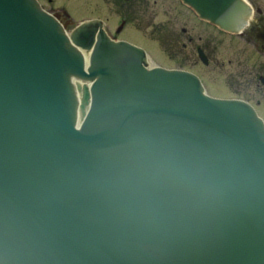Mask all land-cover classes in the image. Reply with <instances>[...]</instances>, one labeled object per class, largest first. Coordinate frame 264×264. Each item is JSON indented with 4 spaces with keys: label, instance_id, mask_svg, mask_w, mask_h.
Segmentation results:
<instances>
[{
    "label": "water",
    "instance_id": "1",
    "mask_svg": "<svg viewBox=\"0 0 264 264\" xmlns=\"http://www.w3.org/2000/svg\"><path fill=\"white\" fill-rule=\"evenodd\" d=\"M183 2L233 32L250 14ZM67 26L0 0V264H264L253 109Z\"/></svg>",
    "mask_w": 264,
    "mask_h": 264
},
{
    "label": "flooded vegetation",
    "instance_id": "2",
    "mask_svg": "<svg viewBox=\"0 0 264 264\" xmlns=\"http://www.w3.org/2000/svg\"><path fill=\"white\" fill-rule=\"evenodd\" d=\"M132 2L133 0H115L113 3L118 6L119 11L125 12L124 5L128 6ZM144 3L148 4V1ZM250 3L256 13L241 34H229L203 22L205 27L219 34L206 37L197 35V29L204 24L198 25L194 21L196 25L189 29V33L185 28L182 29L186 42L181 45L182 49L189 48L193 54L192 67L208 85L206 87H217L215 92L208 89L213 96L242 99L252 104L264 121V39L257 37L261 31L264 36V5L258 0H250ZM136 8L135 4L131 5L133 11ZM48 10L55 12L56 8L50 6ZM194 19L197 20L196 17ZM111 34L113 38H118L121 31L116 33L115 30ZM173 42L178 44L176 39H173ZM198 50L206 57L207 64L200 61ZM198 64L205 69H201L203 73L197 70ZM215 73L217 77L214 76ZM218 75L221 76L222 82L219 81ZM211 80H215L217 85Z\"/></svg>",
    "mask_w": 264,
    "mask_h": 264
},
{
    "label": "rangeland",
    "instance_id": "3",
    "mask_svg": "<svg viewBox=\"0 0 264 264\" xmlns=\"http://www.w3.org/2000/svg\"><path fill=\"white\" fill-rule=\"evenodd\" d=\"M45 2V0H43ZM54 5L63 7L68 14L72 17L74 21H78L85 16H91L95 14H103L110 18L112 22L118 19L117 7L113 3L115 0H52ZM148 1V4L144 2ZM264 5V0H258ZM144 3V4H143ZM135 4L139 10L137 13H133L131 5ZM123 9L126 16L137 17L139 14L144 12L152 17L153 24L157 25L159 30H164L168 28L171 33L167 34V37L164 39L173 38L177 40L178 44H175L173 41L171 45L173 46L174 53H168L170 55H165L162 50L163 43H156L158 35L156 33V28H147L140 31H135L134 23L129 19V25L127 27V32L123 35L127 38L134 39L136 43L144 45L152 61L157 65L174 67L176 64H185L186 67L190 68L193 63V55L190 53L189 48L186 50L182 49V43L186 42L185 36L182 35V29L185 28L187 33L189 29L196 25L194 23L193 15L187 10L186 7H182L177 3V0H133L132 3H129L128 6L124 5ZM116 11V12H115ZM193 18V19H192ZM212 29L205 27V25L200 26L196 34L201 36H212L219 34L218 32L211 31ZM155 33V34H154ZM153 40V41H152ZM177 53V54H176ZM176 55V56H175ZM202 70L205 69L202 65L198 64L197 70L203 73ZM206 74V73H205ZM217 77V73L214 74ZM219 81L222 82L221 76L218 75ZM215 85H217L215 80H211ZM206 84V83H205ZM206 86H208L206 84ZM217 87L211 86V92H215ZM220 90V88H219Z\"/></svg>",
    "mask_w": 264,
    "mask_h": 264
},
{
    "label": "bare ground",
    "instance_id": "4",
    "mask_svg": "<svg viewBox=\"0 0 264 264\" xmlns=\"http://www.w3.org/2000/svg\"><path fill=\"white\" fill-rule=\"evenodd\" d=\"M63 17H61L62 19ZM84 55L86 56L85 58H87L89 56V52L88 51H84ZM150 66H152L151 62H149Z\"/></svg>",
    "mask_w": 264,
    "mask_h": 264
}]
</instances>
